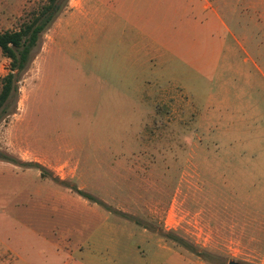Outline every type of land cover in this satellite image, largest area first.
<instances>
[{
    "label": "rangeland",
    "instance_id": "rangeland-1",
    "mask_svg": "<svg viewBox=\"0 0 264 264\" xmlns=\"http://www.w3.org/2000/svg\"><path fill=\"white\" fill-rule=\"evenodd\" d=\"M44 2L0 0V33ZM61 4L0 114V245L264 264V0Z\"/></svg>",
    "mask_w": 264,
    "mask_h": 264
},
{
    "label": "trees",
    "instance_id": "trees-1",
    "mask_svg": "<svg viewBox=\"0 0 264 264\" xmlns=\"http://www.w3.org/2000/svg\"><path fill=\"white\" fill-rule=\"evenodd\" d=\"M61 7V0H45L38 10L31 13L30 18L19 30L0 33V52L9 60V71L1 80L0 114L5 111L8 101L16 93L18 76L27 69L40 46L42 34L54 22ZM77 193L85 200L95 202L91 196L82 191Z\"/></svg>",
    "mask_w": 264,
    "mask_h": 264
},
{
    "label": "crops",
    "instance_id": "crops-1",
    "mask_svg": "<svg viewBox=\"0 0 264 264\" xmlns=\"http://www.w3.org/2000/svg\"><path fill=\"white\" fill-rule=\"evenodd\" d=\"M206 7V5H205ZM0 264H31L23 259L19 253L7 246L0 245Z\"/></svg>",
    "mask_w": 264,
    "mask_h": 264
},
{
    "label": "water",
    "instance_id": "water-1",
    "mask_svg": "<svg viewBox=\"0 0 264 264\" xmlns=\"http://www.w3.org/2000/svg\"><path fill=\"white\" fill-rule=\"evenodd\" d=\"M228 264H239V263L234 262V261H230Z\"/></svg>",
    "mask_w": 264,
    "mask_h": 264
}]
</instances>
